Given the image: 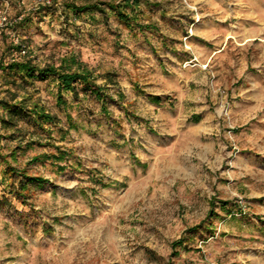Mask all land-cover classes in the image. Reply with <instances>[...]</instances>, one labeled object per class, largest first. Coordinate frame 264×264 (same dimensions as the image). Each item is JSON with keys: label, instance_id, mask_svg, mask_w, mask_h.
Listing matches in <instances>:
<instances>
[{"label": "rangeland", "instance_id": "374dc122", "mask_svg": "<svg viewBox=\"0 0 264 264\" xmlns=\"http://www.w3.org/2000/svg\"><path fill=\"white\" fill-rule=\"evenodd\" d=\"M49 1L0 0V264H264V0Z\"/></svg>", "mask_w": 264, "mask_h": 264}, {"label": "trees", "instance_id": "16d2710c", "mask_svg": "<svg viewBox=\"0 0 264 264\" xmlns=\"http://www.w3.org/2000/svg\"><path fill=\"white\" fill-rule=\"evenodd\" d=\"M130 1L133 3L132 5H138V0H127V4H125L126 8L131 5L129 4ZM137 1V2H136ZM110 9L118 16L119 20L126 25L130 26L132 22H135L134 20L126 14L122 9L119 10L118 6H112L109 5ZM96 9L100 10L98 6L95 7ZM103 11V10H100ZM3 70L7 72L8 74H12L14 76L19 75L23 79L30 81L33 80L36 75H38L41 79H48L51 76H55L58 80L59 86H58V92L61 94L62 92H71L74 96H78V89L77 86H83L88 91H90L92 94L96 96L97 99H99V91L94 92V88L96 87L94 85V82L91 78L90 74H86L79 71H71L70 66L65 62V60L62 62L59 68L54 67H45V68H39L38 66L34 65L32 61L30 60H22V61H12L10 64L3 65ZM69 67V68H68ZM60 99L62 100L61 96ZM12 109L9 110L12 113H19L21 110V107L18 105L11 106ZM10 107V108H11ZM9 112V113H10ZM30 114L34 116L37 123L43 127L47 124L53 123L55 120L53 116H51L49 113H47L44 109H42L39 106H33L31 108ZM2 121L5 122L3 119ZM5 123H10L9 120H7ZM5 178H19L20 176L24 179H27L28 181L23 184L20 182L19 185V196L23 197V193L28 189V184H32L37 187H44L45 182L44 180L40 178H29L26 174H22L21 172H17L15 169H9L5 171ZM17 194V193H16Z\"/></svg>", "mask_w": 264, "mask_h": 264}, {"label": "built area", "instance_id": "2783aa9c", "mask_svg": "<svg viewBox=\"0 0 264 264\" xmlns=\"http://www.w3.org/2000/svg\"><path fill=\"white\" fill-rule=\"evenodd\" d=\"M37 1V4L39 5V6H47V7H49V6H51L52 4H51V1H49V0H36ZM25 53V52H24Z\"/></svg>", "mask_w": 264, "mask_h": 264}]
</instances>
